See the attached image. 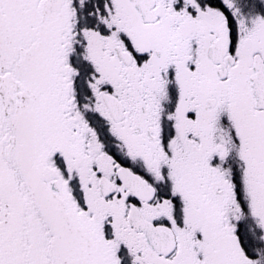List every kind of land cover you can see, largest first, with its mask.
<instances>
[{
	"label": "snow or ice",
	"instance_id": "snow-or-ice-1",
	"mask_svg": "<svg viewBox=\"0 0 264 264\" xmlns=\"http://www.w3.org/2000/svg\"><path fill=\"white\" fill-rule=\"evenodd\" d=\"M0 264H264V0H0Z\"/></svg>",
	"mask_w": 264,
	"mask_h": 264
}]
</instances>
